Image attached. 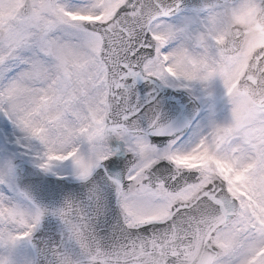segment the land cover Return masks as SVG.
<instances>
[{
	"label": "snow or ice",
	"instance_id": "snow-or-ice-1",
	"mask_svg": "<svg viewBox=\"0 0 264 264\" xmlns=\"http://www.w3.org/2000/svg\"><path fill=\"white\" fill-rule=\"evenodd\" d=\"M0 264H264V0H0Z\"/></svg>",
	"mask_w": 264,
	"mask_h": 264
}]
</instances>
